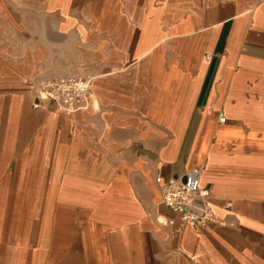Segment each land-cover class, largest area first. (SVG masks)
<instances>
[{
    "label": "crops",
    "instance_id": "crops-1",
    "mask_svg": "<svg viewBox=\"0 0 264 264\" xmlns=\"http://www.w3.org/2000/svg\"><path fill=\"white\" fill-rule=\"evenodd\" d=\"M195 166L204 228L154 180ZM195 262L264 264V0H0V264Z\"/></svg>",
    "mask_w": 264,
    "mask_h": 264
},
{
    "label": "built area",
    "instance_id": "built-area-1",
    "mask_svg": "<svg viewBox=\"0 0 264 264\" xmlns=\"http://www.w3.org/2000/svg\"><path fill=\"white\" fill-rule=\"evenodd\" d=\"M205 58L208 59L209 55ZM32 97L34 107L48 102L53 111L70 115L88 104L89 80L81 76L46 78L34 85ZM219 120L224 121V117ZM201 172V166H195L186 170L180 178L156 176L154 179L160 189L161 202L178 212L182 223H189L195 228H204L215 222L209 205L211 190L200 184ZM226 205L229 207V203ZM190 259L195 261L193 257Z\"/></svg>",
    "mask_w": 264,
    "mask_h": 264
}]
</instances>
